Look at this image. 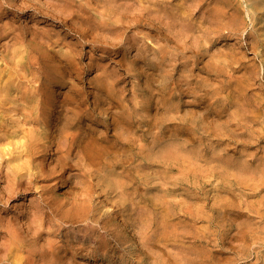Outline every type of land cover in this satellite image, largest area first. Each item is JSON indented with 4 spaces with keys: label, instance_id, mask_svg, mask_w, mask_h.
Segmentation results:
<instances>
[{
    "label": "clouds",
    "instance_id": "obj_1",
    "mask_svg": "<svg viewBox=\"0 0 264 264\" xmlns=\"http://www.w3.org/2000/svg\"><path fill=\"white\" fill-rule=\"evenodd\" d=\"M0 264H264V0H0Z\"/></svg>",
    "mask_w": 264,
    "mask_h": 264
}]
</instances>
